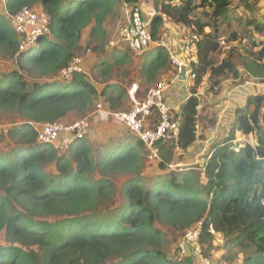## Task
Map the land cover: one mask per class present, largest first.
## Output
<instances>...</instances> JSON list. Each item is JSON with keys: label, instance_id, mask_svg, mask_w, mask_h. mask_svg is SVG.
Masks as SVG:
<instances>
[{"label": "trees", "instance_id": "trees-1", "mask_svg": "<svg viewBox=\"0 0 264 264\" xmlns=\"http://www.w3.org/2000/svg\"><path fill=\"white\" fill-rule=\"evenodd\" d=\"M139 1H4L0 59L12 63L0 70V115L19 121L8 130L14 145L8 152L0 150V234L6 238L0 243V264H194L192 255L171 256L160 225L185 231L200 222L203 245L220 234L227 247L236 246L245 254L244 264H264V92L259 89L235 110L228 136L210 149L204 169H170L169 143L159 141L160 161L152 171L147 147L133 133L136 145L133 135L123 143L99 146L88 138L76 139L69 153L38 142L34 122L88 114L100 99L111 110L124 107L128 89L112 79L121 65L131 61L127 52L116 49L95 65L102 88L85 72L62 77L61 71L81 48L86 29L92 37L104 39L105 22L117 7H136ZM155 1L159 10L152 22L155 41L165 18L200 37L198 62L193 61L196 79L178 116L182 125L175 146L187 149L198 139L197 88L208 69L213 75H242L231 58L213 65L210 55L220 49V39L206 32V24L194 11L205 9L214 21H228L234 0ZM239 2L256 10L257 0ZM25 6H41L50 15L51 33L23 49L26 37L15 29L13 17ZM249 24L264 31V15L252 17ZM101 44L94 48L100 50ZM262 44L260 51L248 50L241 63L248 76L264 80ZM143 56L140 73L148 84L172 65L166 47ZM240 133L251 136L254 143L237 150L233 142Z\"/></svg>", "mask_w": 264, "mask_h": 264}, {"label": "rangeland", "instance_id": "rangeland-1", "mask_svg": "<svg viewBox=\"0 0 264 264\" xmlns=\"http://www.w3.org/2000/svg\"><path fill=\"white\" fill-rule=\"evenodd\" d=\"M4 1L5 0H0V11H2L3 9ZM139 6L141 7V9L144 10V12L146 10H149L151 7H155L158 10V5L155 0H140ZM129 8L130 6L127 4H124L123 6H118L114 14L107 18L105 22V30L107 34L104 39L100 35L92 37L90 34V28L86 29L82 33L81 48L78 49L75 54V56H81L83 58L82 72L87 73L89 78L94 81L98 87L102 88L101 81L99 78H97V73L94 71L95 65H97L100 60L104 59L106 55L108 57L111 56V53H113L116 49L127 52L131 61L125 62L123 65H121L118 71L116 72L115 77H113L112 79V83L116 82L128 89V97L124 100V107L121 109V111L129 110L132 108L133 103L129 96V90L131 89L134 83H138L140 85V96H142L146 93L149 86L153 85L164 77H168V75L165 74V71H163V73L155 79L153 84H148L147 82L143 81L140 70L142 68V59L144 57V53L146 51H156V49L161 46L158 44V42H160L162 39L166 41L167 49L170 48L168 46L169 44L171 46V50L173 48V52H176V47L174 46L175 44H172L171 42L173 37L172 32H170L172 30L169 26L172 22L167 18L164 19V22L160 28V39L156 40V45L152 44L149 49H146L144 52L140 53L135 52L131 48H129V46L123 41V39H121L120 35L121 29L129 20ZM35 9L38 11H44L41 6ZM194 15L196 17L201 18L202 21L206 24V32L216 34L220 39V49L216 52L211 53L210 55V59L213 62V65H215V67H218L225 59L231 58L242 71L241 77L234 78L232 74L228 73L221 76L213 75L211 68L208 69L206 75L203 77L202 83L197 88V95L200 100L198 124H200L201 131L210 132L211 128L216 127L218 121H221L223 123L224 119L225 122L226 119H228L227 122L229 124L231 123V128L234 124V112L238 108V105H243V103H245V100L247 99L246 97H248L249 89H251V92L256 89H259L261 92H264V80L248 76L241 63L243 56L247 54L248 50L255 52L260 51L263 47L262 42H264V31H256L254 27L249 24V20L254 16L262 17L264 15V0H257V6L255 11L247 10L242 6L239 0H234L231 18L228 21H226L224 18H220L218 21H214L206 14V10L201 8H197L194 11ZM178 26H180V24H178ZM181 26L184 27V29L181 30L182 34L179 39L175 41L176 44L177 42H179L181 44V47H178L179 49L176 53H180L181 51L183 52L182 55L177 54V56H180V58L189 67L192 63L188 62V59H192V61H194L193 59L195 58V61L198 62L196 55V41H198L200 37L197 34L191 32L189 29H185V25L181 24ZM234 35L238 36L236 40L234 38ZM251 39L256 40L260 44L258 46L252 44ZM192 40H194L193 43H195V50L192 49L191 51H189L186 48V44L188 42L191 43ZM102 41L103 44H101L102 46L100 47V50L95 49L94 46L97 43L99 45ZM11 63L12 62L10 61L8 62L0 59V70L8 68ZM197 65H199V63ZM171 66L172 65H170V67ZM194 81L195 80L192 79L191 76H188L187 79L179 80L177 84L170 86L167 90L175 89L179 84H184L188 95H190L192 91L190 90V88L194 85ZM246 89H248V91H246ZM100 101L103 102L100 99L97 103H99ZM229 105L234 108V111H231V113H229L230 116L227 114V112H225L226 109H229ZM171 107L173 108L171 116H179L182 105L180 107ZM105 108L107 107L105 106ZM94 111L95 108L85 115H81L79 113H72L68 118L64 120V122H74L76 120L88 116ZM104 119L106 120L97 121V128L99 131L102 130L105 134L108 127L112 125L114 121L116 122L117 119L115 120V118L109 116H105ZM18 121V119L14 121L12 119L5 118V114L0 115V150L8 152L14 145L15 141L9 137L8 130L13 124H16V122ZM95 123L93 122L96 127ZM227 132H223V134L218 139L219 142L216 141L217 139L215 141L218 143H222V141L228 136L226 134ZM90 137L91 134L88 136V139L91 140ZM133 139V143L134 145H136L137 137L133 135ZM91 142L94 145H100L95 141ZM233 143L235 144L237 150H239L240 147L245 143H254V141L251 136H245L240 133L238 138ZM174 144L169 143V153H171V155L175 158L174 161H176H172L169 164L170 169H197L198 167H201L200 159H195L196 161L194 160V162H190V164H181V161H177L176 159L179 157L177 151L174 152L176 147ZM211 148L212 147H209L206 150L205 154L201 156V158L205 157ZM147 160L149 167H153L152 171H155L158 168V162L160 160H151L149 159L148 155ZM148 175H152V173L150 172L148 173ZM122 182L123 178L119 177L118 183L121 184ZM119 202L120 199L115 202L116 205ZM196 226L197 224L188 230L181 231L173 227H169L168 225H160V228L166 233L170 242L169 251L171 253V256H182L184 255V253H186L187 255H192L194 258V264H205L202 261V258L205 259L206 263L210 262V264H244L245 254L239 252L236 246L227 247L226 238L220 234H216L212 242L205 243L204 245L200 242V244L203 245V254L202 258L198 256V254L195 253L193 249V245L195 244H187V233ZM5 242V234L1 233L0 243ZM186 245H191L192 247L190 254H188V251L186 250ZM181 247L185 248V250Z\"/></svg>", "mask_w": 264, "mask_h": 264}, {"label": "built area", "instance_id": "built-area-1", "mask_svg": "<svg viewBox=\"0 0 264 264\" xmlns=\"http://www.w3.org/2000/svg\"><path fill=\"white\" fill-rule=\"evenodd\" d=\"M130 17L125 26L121 29V39L135 52H144L153 43H157L152 35V22L154 17L159 14L155 7H151L144 12L138 5L130 7ZM50 15L45 11H38L30 6H25L17 15L13 17V24L17 32L24 34L26 39L23 49L34 45L41 36L51 33ZM186 44V48L195 50V43ZM159 45L167 47L164 39L158 42ZM188 62L193 64L192 59ZM83 58L74 56L69 65L61 71L62 77H68L75 72H82ZM171 63L175 67L173 75L164 77L153 85L149 86L146 93L140 96V85L134 83L129 90V96L132 100V108L129 110H111L104 106L103 102L97 103L95 111L86 117L74 122H64L58 120L54 122H34L38 132V142L54 146L60 153H69V150L76 139H85L91 134L92 117L96 114H104L123 123L131 133L138 136L145 143L148 150V157L151 160H160V154L157 147L159 141L167 143H177L181 131V119L178 116H171L172 107L166 101V91L170 86L185 80L188 76L196 79L194 66H187L186 63L177 55L171 53ZM185 68V78H181L182 69ZM188 81V80H187ZM212 156L209 151L205 157L201 158V167L204 169L207 161ZM204 161V163H203ZM203 223L200 222L195 228L187 233V244L192 243L195 253L202 258L203 250L200 244L201 231ZM211 232H215L213 226ZM190 248L191 245H189ZM185 250V249H184ZM205 264L210 262L205 261Z\"/></svg>", "mask_w": 264, "mask_h": 264}, {"label": "crops", "instance_id": "crops-1", "mask_svg": "<svg viewBox=\"0 0 264 264\" xmlns=\"http://www.w3.org/2000/svg\"><path fill=\"white\" fill-rule=\"evenodd\" d=\"M170 29L172 31V44H175L174 46L176 47V52L178 51V49L181 47V44L179 42H177V44L175 43V41H177V39H179V37L181 36V30L184 29V27L178 26V24L175 23H171V25L169 26ZM186 27V26H185ZM187 29V27L185 28ZM188 30V29H187ZM156 45V43H153V45ZM169 51L170 54H175L176 52H173V48L171 50V46L168 44ZM179 47V48H178ZM149 49V48H148ZM180 52V51H179ZM182 51L180 53H176L175 55L179 54L182 55ZM180 57V56H178ZM195 61V58L193 59ZM165 71V74L170 76L173 75L175 72V67L172 65L171 67H168ZM169 73V74H168ZM251 89H249L248 95L252 94L253 92L250 91ZM246 91H248V89H246ZM186 87L184 84H179L175 89H170L166 91V98L168 103L173 106V107H180L181 105H183V103H185V101L188 99V97L191 95H188ZM247 98V97H246ZM247 99L245 100V103H243V105H238V107L240 106H244V104H246ZM234 108H232V106L229 105V109L225 112H227V114L229 115V113H231V111ZM235 114V112H234ZM227 115V116H228ZM106 115L104 114H96L94 117H92V128H91V141H95L97 143H99L100 145H105V144H109L111 142L117 143V142H124L126 141L125 139L129 138L130 136H132L133 134L130 132V130L120 121L116 120V122L114 121V123L112 125H110L106 131V133L104 134V132L101 130L99 131L97 128V121H103L106 120L104 119ZM230 116V115H229ZM199 117V115H198ZM235 116H233V120H234ZM230 119V118H229ZM221 120V119H220ZM228 119H225L223 121V123L221 121H218L216 127H213L210 129V132H206V131H201L200 129V124L197 125L198 128V139L197 141L192 144L190 147H188L187 149H181L178 146L175 147V151H177L178 157L176 160L181 161V164H190V162H194V160H198L200 159L201 161V156H203L206 152V150L209 147H213L215 145V143L217 144L219 141L218 139L220 138V136L223 134V132H227L228 129L230 128V124L227 122ZM96 121V123H95ZM93 122L96 124H93ZM200 122V121H199ZM229 124V125H228ZM99 125V124H98ZM104 129V128H103ZM217 139V140H216ZM218 142H216V141ZM176 145V144H174ZM95 146H98L97 144ZM179 149V150H178ZM179 152V153H178ZM175 154V153H173ZM175 158L173 157L174 161ZM195 160V161H196ZM176 162V161H174Z\"/></svg>", "mask_w": 264, "mask_h": 264}, {"label": "water", "instance_id": "water-1", "mask_svg": "<svg viewBox=\"0 0 264 264\" xmlns=\"http://www.w3.org/2000/svg\"><path fill=\"white\" fill-rule=\"evenodd\" d=\"M185 71H186V69L183 68V69H182V72H181V78H182V79L185 78ZM185 247H186V250L188 251V254H190L191 248L189 247V245H186Z\"/></svg>", "mask_w": 264, "mask_h": 264}, {"label": "bare ground", "instance_id": "bare-ground-1", "mask_svg": "<svg viewBox=\"0 0 264 264\" xmlns=\"http://www.w3.org/2000/svg\"><path fill=\"white\" fill-rule=\"evenodd\" d=\"M108 109V108H107Z\"/></svg>", "mask_w": 264, "mask_h": 264}]
</instances>
